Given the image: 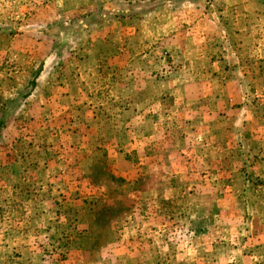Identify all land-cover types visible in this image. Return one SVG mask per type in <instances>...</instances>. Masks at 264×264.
Wrapping results in <instances>:
<instances>
[{"label": "rangeland", "instance_id": "374dc122", "mask_svg": "<svg viewBox=\"0 0 264 264\" xmlns=\"http://www.w3.org/2000/svg\"><path fill=\"white\" fill-rule=\"evenodd\" d=\"M0 264H264V0H0Z\"/></svg>", "mask_w": 264, "mask_h": 264}]
</instances>
